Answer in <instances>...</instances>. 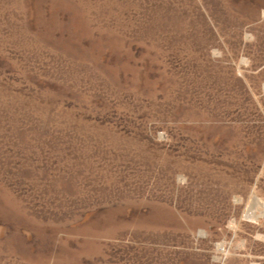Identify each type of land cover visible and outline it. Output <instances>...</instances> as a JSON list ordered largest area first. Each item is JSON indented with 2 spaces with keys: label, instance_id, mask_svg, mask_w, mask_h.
Instances as JSON below:
<instances>
[{
  "label": "rangeland",
  "instance_id": "rangeland-1",
  "mask_svg": "<svg viewBox=\"0 0 264 264\" xmlns=\"http://www.w3.org/2000/svg\"><path fill=\"white\" fill-rule=\"evenodd\" d=\"M0 264H264V0H0Z\"/></svg>",
  "mask_w": 264,
  "mask_h": 264
}]
</instances>
